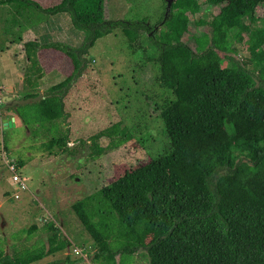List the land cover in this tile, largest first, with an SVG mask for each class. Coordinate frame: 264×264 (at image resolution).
Instances as JSON below:
<instances>
[{
	"label": "trees",
	"instance_id": "1",
	"mask_svg": "<svg viewBox=\"0 0 264 264\" xmlns=\"http://www.w3.org/2000/svg\"><path fill=\"white\" fill-rule=\"evenodd\" d=\"M165 6V0H162ZM189 2V3H188ZM235 11L243 0H222ZM103 0H58L41 6L35 0H0L8 6L10 21L20 30L36 26L47 16L66 13L82 41L72 46L61 41L22 43L28 66L25 97L38 94L42 68L39 48H53L66 55L71 72L47 87L42 97L12 110L35 134L34 128L49 127L44 150H64L67 133L56 132V121L67 116L64 95L86 67L88 49L113 29L144 32L155 47L157 80L173 99L158 113L161 132L168 140L163 151L148 161L125 169L71 204L93 244V264H133L143 251L147 264H264V0H255L244 14L257 35L248 47L253 70L243 60L226 56L235 66H221L217 51H227L240 31L233 20H221L209 33L195 30L190 41L188 16L205 18L217 0H173L168 19L154 24L146 19L105 18ZM173 9L175 10L173 12ZM169 20L174 24H170ZM164 32L161 36L156 27ZM16 42L21 41L19 33ZM222 39L218 40L219 35ZM198 50H195V49ZM177 52L187 58L182 67L167 60ZM225 132L220 135L219 131ZM130 135L113 123L90 137L96 141ZM149 135L137 137L143 145ZM24 160H16L22 167ZM46 240H37L11 254L0 252V264H33L63 250L69 241L53 232L50 221L42 228ZM37 230L27 229L28 239ZM145 238H147L145 240ZM53 260L43 264H72Z\"/></svg>",
	"mask_w": 264,
	"mask_h": 264
},
{
	"label": "rangeland",
	"instance_id": "2",
	"mask_svg": "<svg viewBox=\"0 0 264 264\" xmlns=\"http://www.w3.org/2000/svg\"><path fill=\"white\" fill-rule=\"evenodd\" d=\"M35 1L43 7L58 2ZM103 1L105 18L146 19L150 25L158 21L165 8L162 0ZM254 1L243 0L233 11L222 0H217L207 17L189 15L186 40L190 41L195 30L209 33L221 20H233L240 35L227 51H217L220 64L235 66L226 58L231 56L243 60L253 70L255 62L249 57L248 47L257 31L250 27L244 11L251 9ZM68 17L66 13L50 15L38 25L18 32V27L9 20L8 6L0 4V252L11 254L37 240L45 241L49 232L42 228L48 221L52 223L53 232L70 243L33 264L53 260L93 264L90 261L92 240L73 214L71 204L107 184L125 169L158 156L168 144L157 115L173 95L158 82L156 61L147 58L155 57L157 51L144 32L136 35L119 28L96 40L88 49L85 69L66 90L63 100L67 116L63 121H56V132H65L68 136L64 150L54 147L46 151L41 146L52 134L47 126L40 127L36 123L35 134L19 119L14 125L2 126L3 118L16 115L5 105L29 92L23 80L28 61L22 43L37 39L41 43L61 41L79 45L82 33L67 24V21L70 23ZM169 23L174 24L171 20ZM70 28L74 32H70ZM156 28L159 35H165L159 26ZM17 33L21 41L16 42ZM221 39L220 34L218 40ZM37 60L43 72L37 83L41 94L72 69L70 59L58 50L40 49ZM167 60L177 68L187 62V58L177 52L168 54ZM116 122L130 137L122 143H117L116 138L111 141L100 138L96 144L102 149L96 154L90 137ZM224 132L221 128L219 134ZM147 133L149 140L139 145L137 137ZM18 159L24 160L22 167H16ZM13 174L21 182L13 181ZM31 225H36L37 230L28 239L27 229ZM143 255L139 250L133 264H147Z\"/></svg>",
	"mask_w": 264,
	"mask_h": 264
},
{
	"label": "water",
	"instance_id": "3",
	"mask_svg": "<svg viewBox=\"0 0 264 264\" xmlns=\"http://www.w3.org/2000/svg\"><path fill=\"white\" fill-rule=\"evenodd\" d=\"M172 1L173 0H165V8H164L163 16L161 19L162 21L168 17V12L170 10V6H171ZM41 95H42L41 91H38V94L36 96H33V97H25V98H21V99H12L10 101V103L5 105V107H7L11 110H14L16 105H22V104L28 103L30 101L38 100L39 98L42 97ZM13 120H14L13 116H11L9 118H3L2 119V126L4 128H6L8 126L14 125Z\"/></svg>",
	"mask_w": 264,
	"mask_h": 264
},
{
	"label": "crops",
	"instance_id": "4",
	"mask_svg": "<svg viewBox=\"0 0 264 264\" xmlns=\"http://www.w3.org/2000/svg\"><path fill=\"white\" fill-rule=\"evenodd\" d=\"M67 16H64V18H66ZM69 18V17H68ZM67 24H69V26H71L70 25V23H68V21H67ZM67 26V25H66ZM73 29V28H72ZM71 28H70V32H74L73 30H72ZM78 34V33H77ZM101 38V37H100ZM100 38H98V39H100ZM97 39V40H98ZM37 40V39H36ZM39 41V40H38ZM40 42V41H39ZM40 49H51V51L52 50H55V49H53V48H39L38 50H40ZM38 50H37V53H38ZM11 116H13L14 117V120H13V122H15V120L16 119H19L20 120V118H18V116L17 115H11ZM11 116H9V117H11ZM9 117H6V118H9Z\"/></svg>",
	"mask_w": 264,
	"mask_h": 264
},
{
	"label": "built area",
	"instance_id": "5",
	"mask_svg": "<svg viewBox=\"0 0 264 264\" xmlns=\"http://www.w3.org/2000/svg\"><path fill=\"white\" fill-rule=\"evenodd\" d=\"M10 169L13 171V166H11ZM12 180L21 182L20 178L16 174L12 175ZM21 184H22L21 188H24L23 183H21ZM15 196L17 197V195H15Z\"/></svg>",
	"mask_w": 264,
	"mask_h": 264
}]
</instances>
